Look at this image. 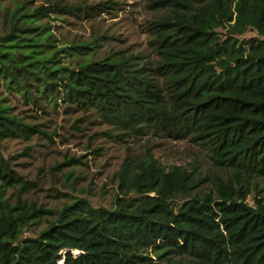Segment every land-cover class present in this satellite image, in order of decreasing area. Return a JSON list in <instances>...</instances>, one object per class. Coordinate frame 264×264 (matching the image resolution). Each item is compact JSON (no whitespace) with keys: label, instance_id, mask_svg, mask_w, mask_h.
<instances>
[{"label":"trees","instance_id":"1","mask_svg":"<svg viewBox=\"0 0 264 264\" xmlns=\"http://www.w3.org/2000/svg\"><path fill=\"white\" fill-rule=\"evenodd\" d=\"M35 1L0 0V264H264V0H142L154 65L103 29L126 1ZM71 129L89 154L34 176ZM162 131L190 163L140 152Z\"/></svg>","mask_w":264,"mask_h":264},{"label":"rangeland","instance_id":"2","mask_svg":"<svg viewBox=\"0 0 264 264\" xmlns=\"http://www.w3.org/2000/svg\"><path fill=\"white\" fill-rule=\"evenodd\" d=\"M119 1H126L128 4L127 10H125L123 13L119 14V18L115 20H107L103 24V29L108 28L110 25L112 26L110 33L114 34L119 40L122 41L123 44L129 45L133 44L136 48H139L141 50H146L145 56L148 58L150 62L153 63L156 59V52L151 49L148 46V40H149V33L147 32V29H145L143 25V4L142 0H119ZM35 4L38 5H46L48 6V3H46L45 0H36ZM34 6V5H33ZM104 17L101 18H107L108 16L103 15ZM95 22L93 25L95 27H98V20L93 21ZM58 24L64 25L60 21H53V27L51 29L52 32L56 31V26ZM73 34H81L85 37H89L92 34V25L91 21H86L83 24L82 28L74 29L72 28ZM113 35V36H114ZM247 36H256V33L249 32ZM143 81L147 84L162 87V78L160 76H157L155 73L149 74L144 76ZM160 116L164 115L163 112L160 111ZM56 120H52V117L49 115H44L40 113L39 120L40 121H51V122H57L60 125H64L63 117H53ZM149 121H142L141 126L145 129H147ZM116 133L119 134V138L121 137V132L119 130H116ZM148 138L152 139L150 142L147 140H143L142 143L144 144V148L140 149V152L146 153L147 146L152 147L153 154L159 158L167 167L173 166V165H186L192 161V156L189 154L188 148L189 144L185 140H175L171 139L167 136L166 131H162L159 137H154L147 135ZM70 143L67 144H61L59 140H57L56 146L51 145L50 148L40 147L38 148L37 152L35 153L36 161H32L31 163L33 165V168L39 167L38 170L34 169V176H38L40 178L45 179L46 181L53 183L54 176H53V166L58 161H64L67 157L73 156V154L76 152L77 154H89V151H81V149L77 146L85 141V137L82 136V133L71 129V136H70ZM155 140V141H154ZM121 146L119 144L114 143L112 146V151L114 152L117 162L111 161L112 168L111 170H114L117 167L118 162H126L128 163V160L124 158L122 153L118 154L121 151ZM125 150V148L123 149ZM134 154V152H133ZM145 159H147L146 155ZM27 159V158H26ZM131 167L134 168H141L136 169L140 170L141 174L144 173L148 167L146 165H143L141 167H137L135 165H131ZM79 172L82 176V179L90 180L95 177V175L100 171V168L98 167V163L95 161H92V157H88L87 160V166L86 165H79ZM111 174V171L103 170V176L105 182H107L106 176ZM98 177H96L97 179ZM51 186H47V188H50ZM189 197L187 195H182L180 198H178V202L182 203L186 200H188ZM248 203L253 204L255 202L254 196L249 197Z\"/></svg>","mask_w":264,"mask_h":264},{"label":"bare ground","instance_id":"3","mask_svg":"<svg viewBox=\"0 0 264 264\" xmlns=\"http://www.w3.org/2000/svg\"><path fill=\"white\" fill-rule=\"evenodd\" d=\"M75 253H77V252H75ZM60 264H63V262H62V261H60Z\"/></svg>","mask_w":264,"mask_h":264},{"label":"water","instance_id":"4","mask_svg":"<svg viewBox=\"0 0 264 264\" xmlns=\"http://www.w3.org/2000/svg\"><path fill=\"white\" fill-rule=\"evenodd\" d=\"M77 254H79V252Z\"/></svg>","mask_w":264,"mask_h":264}]
</instances>
